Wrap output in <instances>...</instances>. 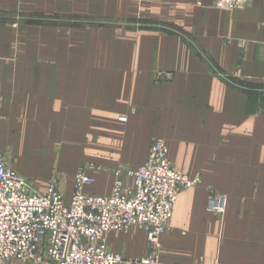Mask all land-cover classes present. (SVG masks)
<instances>
[{"label":"crops","instance_id":"obj_1","mask_svg":"<svg viewBox=\"0 0 264 264\" xmlns=\"http://www.w3.org/2000/svg\"><path fill=\"white\" fill-rule=\"evenodd\" d=\"M127 19L151 28L109 27ZM157 138L202 180L180 193L160 261L264 264V0L237 11L215 0H0V152L15 171L44 193L52 181L28 171L71 173L73 186L94 163L108 171L85 192L110 196L113 170L143 166ZM61 150L87 156L64 167ZM212 191L227 197L221 217L208 210ZM107 242L128 259L151 252L139 227Z\"/></svg>","mask_w":264,"mask_h":264},{"label":"built area","instance_id":"obj_2","mask_svg":"<svg viewBox=\"0 0 264 264\" xmlns=\"http://www.w3.org/2000/svg\"><path fill=\"white\" fill-rule=\"evenodd\" d=\"M248 4L249 0H215V7L225 11L244 10ZM168 151L167 142L157 138L143 166L113 170L110 196L85 192L95 183L94 172L108 169L94 163L81 166L69 201L58 181L42 193L0 152V264H177L160 261V237L168 230L180 193L202 180L179 171ZM226 204V195L210 192L211 213L223 216ZM132 227L147 233L151 252L137 259L111 252L107 235L127 233Z\"/></svg>","mask_w":264,"mask_h":264},{"label":"rangeland","instance_id":"obj_3","mask_svg":"<svg viewBox=\"0 0 264 264\" xmlns=\"http://www.w3.org/2000/svg\"><path fill=\"white\" fill-rule=\"evenodd\" d=\"M111 25L112 26H109V27L114 28L120 34H124L126 31H129L134 26L137 29L151 28L150 27L151 25H148V24L143 23V22H136V23L132 24V20H129V19L120 20V22H113ZM152 27L157 28L155 26H152ZM81 151L82 150H61L62 156H60L58 154V158L60 159L62 157L61 161H62L63 166L68 167V164H67L68 159L78 161V159H85L86 158L87 155H85V153H81ZM51 153H54V151H52ZM56 155H57V153H54L52 155V157L56 158ZM27 173H31V175L34 174L39 179H45L48 182L59 180L62 177V175L59 174L61 172H54L53 173V171L48 172L47 170L44 171L43 169H38L37 171H28ZM52 173H53V176H51V178H46L47 174H52ZM62 173H65V172L62 171ZM62 178H63V180L61 182L58 181L60 183L59 186L61 188L62 194L65 196L66 200H68L67 194L71 195V197L73 194V186L70 185L71 173H67L66 176L65 177L63 176ZM46 184H48V183H46ZM65 193H67V194H65Z\"/></svg>","mask_w":264,"mask_h":264}]
</instances>
